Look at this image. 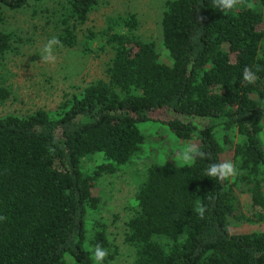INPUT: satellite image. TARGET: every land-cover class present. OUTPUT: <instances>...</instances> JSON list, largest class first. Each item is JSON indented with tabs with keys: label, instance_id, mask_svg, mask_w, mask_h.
<instances>
[{
	"label": "trees",
	"instance_id": "1",
	"mask_svg": "<svg viewBox=\"0 0 264 264\" xmlns=\"http://www.w3.org/2000/svg\"><path fill=\"white\" fill-rule=\"evenodd\" d=\"M43 2L0 0V81L12 42L21 41L5 11H34ZM56 3L41 9L55 15L54 36L72 46L98 0ZM136 26L128 10L86 29L82 40L108 52L104 73L66 94L58 110L0 116V216L7 217L0 221V264H70L66 254L91 264L84 220L98 209L97 179L140 151L143 122L210 158L180 168L166 155L147 165L126 220L130 264H264V0H244L226 13L213 0H164V60ZM245 66L256 71L252 85L241 83ZM8 94L0 83V100ZM226 149L239 174L228 181L206 176ZM197 201L204 219L194 211ZM228 216L263 224L232 232ZM88 243L107 250L104 228Z\"/></svg>",
	"mask_w": 264,
	"mask_h": 264
},
{
	"label": "rangeland",
	"instance_id": "2",
	"mask_svg": "<svg viewBox=\"0 0 264 264\" xmlns=\"http://www.w3.org/2000/svg\"><path fill=\"white\" fill-rule=\"evenodd\" d=\"M57 0H44L40 6L31 11L29 6L17 10H7L6 25L13 29L21 41H13L15 50L6 55V67L2 71L4 84L9 94L0 100V116L12 113L25 115L37 108L48 111L59 109L58 104L66 94L78 92L88 80L103 75L104 62L108 52L99 48V42L83 41L86 29H97L104 23L105 15L134 12L137 19L135 33L142 39L152 40L159 52L160 59L166 58L160 42V16L164 0H98L86 20L79 25L76 35L80 39L72 46L55 49L57 61L54 65L42 63L40 50L47 40L54 36L58 24L50 10L41 7L57 6ZM57 8V7H56ZM57 17V14H56ZM146 136L140 151L132 155L129 161L120 165L116 171L103 174L97 179L96 190L99 194L98 209L88 210L84 220L86 230L85 248L92 253L88 243L96 229L104 228L108 242V257L103 264H130L133 249L126 241V220L135 204L134 191L137 182L143 176L149 163L164 159L169 155L176 159L177 150L188 142L172 137L167 131L156 130L157 124H141ZM261 138L264 137V126ZM231 161V151L226 149L222 161ZM241 201L246 200L240 194ZM243 211L250 210V203L244 202ZM228 228L232 232L256 230L263 223H247L228 216ZM70 264H81L66 254ZM93 264V260L91 261Z\"/></svg>",
	"mask_w": 264,
	"mask_h": 264
},
{
	"label": "clouds",
	"instance_id": "3",
	"mask_svg": "<svg viewBox=\"0 0 264 264\" xmlns=\"http://www.w3.org/2000/svg\"><path fill=\"white\" fill-rule=\"evenodd\" d=\"M244 0H213V4L221 12H231L242 5ZM264 43V42H262ZM58 47H63V44L59 37L52 36L40 50V58L42 63L54 65L57 61V56L55 55V49ZM256 71L250 66H245L242 73L241 83L244 86L252 85L257 80ZM210 156L207 152L201 150L195 144H186L182 148L177 150L175 164L177 167L183 168L185 166H192L196 163L197 159H209ZM206 176L215 178L219 181H228L235 178L239 171L236 165L230 160H224L219 163H212L206 169ZM194 211L199 216L200 219L205 218L206 207L197 201ZM7 217L0 216V221L6 220ZM108 256V251L97 244L90 258L93 260V264H103V261Z\"/></svg>",
	"mask_w": 264,
	"mask_h": 264
}]
</instances>
